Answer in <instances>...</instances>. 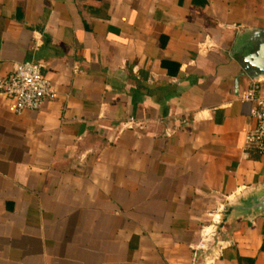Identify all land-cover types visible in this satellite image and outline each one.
Here are the masks:
<instances>
[{
	"label": "crops",
	"instance_id": "crops-1",
	"mask_svg": "<svg viewBox=\"0 0 264 264\" xmlns=\"http://www.w3.org/2000/svg\"><path fill=\"white\" fill-rule=\"evenodd\" d=\"M254 26L264 0H0V78L32 60L57 93L0 91V264H264V214L225 212L264 184V79L231 51Z\"/></svg>",
	"mask_w": 264,
	"mask_h": 264
},
{
	"label": "built area",
	"instance_id": "built-area-1",
	"mask_svg": "<svg viewBox=\"0 0 264 264\" xmlns=\"http://www.w3.org/2000/svg\"><path fill=\"white\" fill-rule=\"evenodd\" d=\"M0 91L12 99L16 114L36 110L57 95L50 79L43 73V65L32 60L15 63L12 73L0 78ZM240 99L251 103V115L255 121L254 126L245 133V146L264 156V94L259 93L258 87L253 85L242 93ZM211 222L202 228L200 239L194 247L208 262H212L214 253H218L221 246L217 241L219 219L212 218Z\"/></svg>",
	"mask_w": 264,
	"mask_h": 264
},
{
	"label": "water",
	"instance_id": "water-1",
	"mask_svg": "<svg viewBox=\"0 0 264 264\" xmlns=\"http://www.w3.org/2000/svg\"><path fill=\"white\" fill-rule=\"evenodd\" d=\"M231 51L241 58V66L252 80L264 79V26L245 28L237 35ZM225 212L241 219L264 214V184L226 203Z\"/></svg>",
	"mask_w": 264,
	"mask_h": 264
},
{
	"label": "trees",
	"instance_id": "trees-1",
	"mask_svg": "<svg viewBox=\"0 0 264 264\" xmlns=\"http://www.w3.org/2000/svg\"><path fill=\"white\" fill-rule=\"evenodd\" d=\"M252 4L254 6H260L261 5V0H252Z\"/></svg>",
	"mask_w": 264,
	"mask_h": 264
}]
</instances>
